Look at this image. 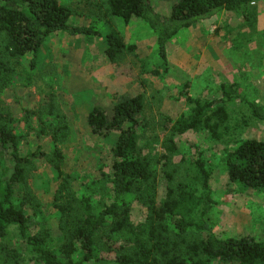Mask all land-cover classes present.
Listing matches in <instances>:
<instances>
[{
  "label": "trees",
  "instance_id": "16d2710c",
  "mask_svg": "<svg viewBox=\"0 0 264 264\" xmlns=\"http://www.w3.org/2000/svg\"><path fill=\"white\" fill-rule=\"evenodd\" d=\"M260 1L178 0L167 14L155 11L150 0H96L89 5L106 23L120 18L125 24L139 20L146 25L155 35L165 69L167 45L181 32L222 11L237 14L252 26L256 12L251 7ZM72 16V10L59 0H0V96L14 62L32 55L30 65L36 67L38 53L50 37H101L93 26L71 24ZM105 42V56L114 66L135 51L113 27ZM158 73L152 71L153 75ZM220 94L221 98L212 102L188 99L193 104L191 113L174 123L173 135L207 130L214 139L219 138L228 118L224 106L233 100L264 123V110L244 98L236 84H222ZM146 102L147 98L138 94L116 103L109 114L97 107L88 114V126L94 134H118L110 149L114 157L111 172L102 174L106 180L101 184H108L107 201L97 204L92 196H75L62 170L58 144L51 145L50 154L38 148L33 154L20 155L14 118L0 97V241H5L0 247V264H264V242L252 237L221 239L212 232L210 215L215 202L209 174L200 162L195 163L202 179L197 186L176 182L177 166L172 163L176 144L168 140L166 155L156 154L149 144L152 142L139 144ZM40 157L47 160L59 180L54 193L59 237L47 227L30 234L24 203H17L26 187L27 173L36 169L34 161ZM161 161L165 195L158 205L160 181L155 170ZM224 161L230 183L264 193V140L242 141L227 152ZM131 200L144 209L143 222L131 220Z\"/></svg>",
  "mask_w": 264,
  "mask_h": 264
},
{
  "label": "rangeland",
  "instance_id": "374dc122",
  "mask_svg": "<svg viewBox=\"0 0 264 264\" xmlns=\"http://www.w3.org/2000/svg\"><path fill=\"white\" fill-rule=\"evenodd\" d=\"M89 1L96 2L59 0L72 10L71 24L93 26L101 37L54 35L39 51L36 67L30 65L32 55H25L14 62L13 73L4 82L0 97L14 118L20 155L33 154L38 148L50 154L51 145L58 144L62 170L75 196H92L97 204L106 202L108 184H101L106 180L102 174L111 172L114 157L110 149L118 134H94L88 114L96 107L109 114L116 103L143 94L147 102L139 144L152 142L149 144L158 155L168 154V140L176 144L172 156L176 182L197 186L202 179L195 163L203 165L215 202L210 224L216 237H252L264 242V193L230 183L224 161L227 152L242 141L264 140V123L233 100L224 106L228 118L217 139L207 130L183 136H175L171 130L177 120L190 115L193 104L188 99L218 101L222 84H236L244 98L264 110V3L260 9L255 7L252 26L237 14L223 11L208 24L181 32L167 45L168 65L163 69L155 35L146 25L125 24L120 18L106 23ZM150 1L155 11L167 14L176 0ZM112 27L135 50L118 66L105 56V36ZM154 70H158L157 76L152 74ZM34 167L27 173L17 203H24L30 234L47 227L59 237L54 208L59 180L44 157L35 160ZM162 168L161 161L155 170L160 181L158 205L165 195ZM130 217L133 222H143L146 217L135 200L130 201ZM4 242L0 241V247Z\"/></svg>",
  "mask_w": 264,
  "mask_h": 264
},
{
  "label": "crops",
  "instance_id": "0c3cea01",
  "mask_svg": "<svg viewBox=\"0 0 264 264\" xmlns=\"http://www.w3.org/2000/svg\"><path fill=\"white\" fill-rule=\"evenodd\" d=\"M177 1H178V0H176L174 3H176ZM263 3H264V0L260 1L258 4H255V5L252 4V6H253V7H251V8H252V12H254V11L257 12V9H255V7H256V6H257V7L260 6V7H259V9H260V8L262 7V4H263ZM259 9H258V10H259ZM222 12H223V11H222ZM224 12H226V11H224ZM220 13H221V12H220ZM220 13H219V14H220ZM216 17H217V15H216L214 18H216ZM240 18H241V17H240ZM212 19H213V18H212ZM241 20L243 21L242 18H241ZM209 21H211V19L208 20V21H205V22H203V23H200V24H198V25H196V26H194V27H198V26L203 25V24H208ZM131 22H140V21H139V20H133V21H131ZM131 22H130V23H131ZM243 22H244V21H243ZM140 23L143 24L142 22H140ZM143 25H144V24H143ZM194 27H192V28H194ZM192 28H191V29H192ZM168 44H169V43H168ZM261 141H263V140H261Z\"/></svg>",
  "mask_w": 264,
  "mask_h": 264
}]
</instances>
